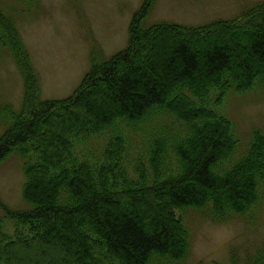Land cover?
<instances>
[{
  "label": "trees",
  "instance_id": "trees-1",
  "mask_svg": "<svg viewBox=\"0 0 264 264\" xmlns=\"http://www.w3.org/2000/svg\"><path fill=\"white\" fill-rule=\"evenodd\" d=\"M156 1L143 0L127 46L101 62L92 52L90 70L60 100L41 99L16 23L0 8V48L23 84L20 110L7 109L0 164L14 153L25 161L22 197L31 207L15 212L0 200L16 227L5 234L0 217V264H173L192 246L177 213L210 204L214 222H253L264 202V131H253L244 156L225 169L236 140L230 120L210 105L229 90L264 87V1L197 27L147 25ZM157 112L185 134L138 132L149 146L146 164L121 134L108 140L98 162L73 154L75 141L117 125L136 132ZM229 253L228 264H264V238L242 255L234 247Z\"/></svg>",
  "mask_w": 264,
  "mask_h": 264
},
{
  "label": "rangeland",
  "instance_id": "rangeland-1",
  "mask_svg": "<svg viewBox=\"0 0 264 264\" xmlns=\"http://www.w3.org/2000/svg\"><path fill=\"white\" fill-rule=\"evenodd\" d=\"M264 0H157L147 25L169 22L185 26H203L215 20L237 18L243 10ZM143 0H0L2 12L11 17L29 53L39 77L42 100H60L70 96L91 67L92 52L98 62L109 59L127 46L129 24ZM188 94V93H187ZM217 91H211L214 99ZM23 97L22 77L12 57L0 48V135L9 124L7 109L17 113ZM211 109L232 124L236 140L233 154L222 166L227 169L246 153L253 131H264V87L257 82L248 91L229 90ZM177 122V121H176ZM163 112L154 113L131 131L127 125L92 137L88 142H74L73 154L90 163L102 159L106 143L117 134L128 137V150L146 164V138L138 132L159 133L163 128L184 136L183 125ZM138 133V134H136ZM79 153H82L80 156ZM24 160L16 153L0 164V200L10 210L30 209L22 197ZM126 167V166H125ZM127 169V168H126ZM128 170V169H127ZM129 173V171H127ZM130 175V174H129ZM211 205L204 210L188 209L183 224L192 243L188 256L173 264H228L232 247L244 254L264 238V202L251 224L241 219L218 223L210 219ZM2 229L11 236L15 223L4 217ZM25 231L26 228L19 227ZM160 264H169L165 261ZM155 264V263H150Z\"/></svg>",
  "mask_w": 264,
  "mask_h": 264
}]
</instances>
